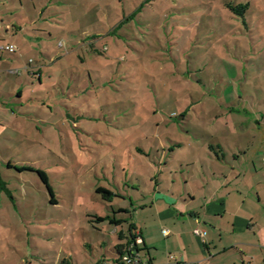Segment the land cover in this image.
Wrapping results in <instances>:
<instances>
[{
    "label": "rangeland",
    "instance_id": "rangeland-1",
    "mask_svg": "<svg viewBox=\"0 0 264 264\" xmlns=\"http://www.w3.org/2000/svg\"><path fill=\"white\" fill-rule=\"evenodd\" d=\"M11 43L0 51L13 137L0 139V264L110 261L122 241L96 218L134 211L98 189L141 204L156 178L177 190L169 173L193 155L177 144L220 125H243L242 161L264 186V0H0V47Z\"/></svg>",
    "mask_w": 264,
    "mask_h": 264
},
{
    "label": "crops",
    "instance_id": "crops-1",
    "mask_svg": "<svg viewBox=\"0 0 264 264\" xmlns=\"http://www.w3.org/2000/svg\"><path fill=\"white\" fill-rule=\"evenodd\" d=\"M3 62L0 61V72L4 70ZM8 71L17 73L19 70L8 68ZM22 94L18 92L19 97ZM255 122L262 124L258 119ZM235 124L243 129L241 123ZM3 126L0 120L1 141L13 139L12 135L4 134L3 130L10 129ZM221 127L202 142L187 139L177 144L191 147L193 155L188 151L176 165L180 178L169 173L174 177V184H179L175 192L163 189L157 178L152 193L140 197L146 201L142 204L137 202L139 196L135 201V196L118 192L116 198H130L134 212L132 214L128 207L116 210L128 213L115 216L125 222L115 226L118 240L122 242L114 244L113 249L125 244L131 231L142 238L139 248L145 250L147 264H264L263 182L259 181L255 160L251 165L247 160L242 161L241 155L246 152L244 142L235 137L237 128L230 123L225 130ZM228 133L233 142L228 140ZM159 166L160 176L166 170L161 161ZM260 168L264 170V158ZM116 198L111 204L115 205ZM131 225L136 231L130 230ZM150 260L152 262L148 263Z\"/></svg>",
    "mask_w": 264,
    "mask_h": 264
},
{
    "label": "trees",
    "instance_id": "trees-1",
    "mask_svg": "<svg viewBox=\"0 0 264 264\" xmlns=\"http://www.w3.org/2000/svg\"><path fill=\"white\" fill-rule=\"evenodd\" d=\"M227 6L232 12H236V13H240V14H243L248 9V5L247 4L246 5L245 4L244 5H239V6H233V5L229 4ZM0 51H2V50H0ZM0 60H1V58H0ZM38 78H39V80H41V75H39ZM44 178H46V177L44 176ZM3 189H6V188H3ZM97 193L100 194L102 199L104 201L108 202V203H112L113 199L116 198V196H117V194H115V193H113L110 190H107L105 188H99ZM113 212H114V217L113 218H110V217L101 218V217H99V218H96V221L99 222V223H104V222L108 221L110 224H112L114 226L122 225L125 221L124 220H117V219H115L116 218L115 216L117 214L128 213V212L124 211V210L116 211L114 209H113ZM130 230L136 231V229L132 225L130 226ZM137 238H138V235H136V234L134 235V233H132L130 231L128 239L126 240L127 242L125 244H121V245H118V246L115 247V250H114V252L112 254L114 256H112L110 261H113L114 263H119V261L122 259V257L126 253H128L129 247L131 245H133V244H134V248H135L134 251L143 252L144 253L145 250L140 249L139 246L136 245ZM110 261L105 260V261H102L101 264H104L105 262H110ZM151 262H152V260L148 261V263H151ZM60 264H72V263L69 260L65 259Z\"/></svg>",
    "mask_w": 264,
    "mask_h": 264
},
{
    "label": "built area",
    "instance_id": "built-area-1",
    "mask_svg": "<svg viewBox=\"0 0 264 264\" xmlns=\"http://www.w3.org/2000/svg\"><path fill=\"white\" fill-rule=\"evenodd\" d=\"M0 50L2 51H8L9 53H15L16 48L14 45H7L5 47H0ZM196 235H200L199 231H195ZM142 239L138 236L136 240V245L140 247ZM134 244L129 247L128 253H126L122 259L119 261V263H114L113 261L105 262L104 264H147L144 253L143 252H137L134 251Z\"/></svg>",
    "mask_w": 264,
    "mask_h": 264
}]
</instances>
